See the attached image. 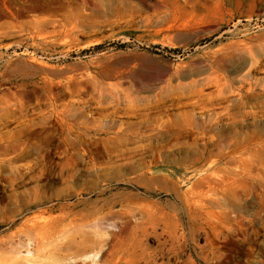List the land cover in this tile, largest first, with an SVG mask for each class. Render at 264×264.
Here are the masks:
<instances>
[{
	"label": "rangeland",
	"instance_id": "1",
	"mask_svg": "<svg viewBox=\"0 0 264 264\" xmlns=\"http://www.w3.org/2000/svg\"><path fill=\"white\" fill-rule=\"evenodd\" d=\"M0 264H264V0H0Z\"/></svg>",
	"mask_w": 264,
	"mask_h": 264
},
{
	"label": "bare ground",
	"instance_id": "2",
	"mask_svg": "<svg viewBox=\"0 0 264 264\" xmlns=\"http://www.w3.org/2000/svg\"><path fill=\"white\" fill-rule=\"evenodd\" d=\"M103 224H104V223L101 224L102 227H103ZM94 233H95V232H94ZM82 235H83V234H82ZM96 235H97V233H96ZM96 235H95V236H96ZM59 236H60V235H59ZM98 236H101V235H98ZM87 237H88V236H87ZM73 238H74V237H73ZM68 239H69V238H68ZM84 239H85V238H84ZM89 239H90V238H89ZM97 239H98V238H97ZM86 240H87V239H86ZM94 240H95V239H94ZM72 241H73V240H72ZM72 241L69 242V245H72V244H73ZM88 241H89V240H88ZM91 241H92V238H91ZM96 241H97V240H96ZM100 242H101V241H100ZM106 242H107V241H106ZM78 243H79V242H78ZM89 243H90V242H89ZM95 243H96V242H95ZM98 243H99V242H98ZM79 244H80V243H79ZM92 244H93V242H92ZM84 245H85V244H84ZM73 248H74V247H73Z\"/></svg>",
	"mask_w": 264,
	"mask_h": 264
}]
</instances>
